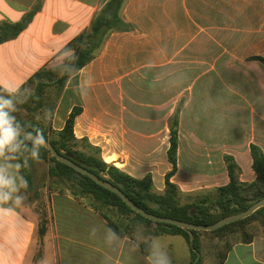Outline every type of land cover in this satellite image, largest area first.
Masks as SVG:
<instances>
[{
  "label": "crops",
  "instance_id": "1",
  "mask_svg": "<svg viewBox=\"0 0 264 264\" xmlns=\"http://www.w3.org/2000/svg\"><path fill=\"white\" fill-rule=\"evenodd\" d=\"M107 1L0 0V24L18 22L39 5L26 29L0 44V89L13 94L35 73L71 59L74 51L62 50L89 31ZM120 15L132 30L110 32L95 57L66 80L59 131L80 107L75 139L135 179L150 175L162 193L172 169L170 121L179 108L177 170L170 180L182 195L227 185L225 155L233 157L240 183L254 181L250 146L264 153V63L251 58H264V0H125ZM15 163L0 160L15 183V191L4 189L10 199L0 202L4 264H46L47 254L48 264H175L169 252L181 240L169 238L161 250L157 242L185 240L182 235L151 237L145 254L71 195L52 198L53 221L40 235L21 203L20 177L8 176L19 173ZM220 264H264V234L233 242Z\"/></svg>",
  "mask_w": 264,
  "mask_h": 264
},
{
  "label": "trees",
  "instance_id": "2",
  "mask_svg": "<svg viewBox=\"0 0 264 264\" xmlns=\"http://www.w3.org/2000/svg\"><path fill=\"white\" fill-rule=\"evenodd\" d=\"M124 2L125 0H108L93 18L89 31L80 34L62 50V52H68L71 49L74 51L71 59L66 60L62 66L63 72L58 80L62 87L69 77L80 71L95 57L97 51L110 32H125L132 30V26L124 22L120 15ZM38 9L39 5H36L18 22L1 23L0 44L16 38L24 29H26ZM251 59L264 63V58L261 56H253ZM42 71L48 70H41L35 73L30 80L41 75L40 73ZM5 111L15 118V126L48 139L60 154H70L74 162L86 167L98 177L108 180L113 185L120 188L135 204L152 214L194 224L209 225L224 217L243 212L253 203L264 199V153L258 146L252 144L250 146L252 169L256 174L254 181L251 183H240L237 180L236 173L238 168L233 157L225 155L224 160L227 166L230 182L225 186L216 188L214 194H206L203 196L197 195L189 203H180L179 197L182 194L170 180L177 170L179 108H177L170 121V146L167 155L168 160L172 165V169L165 176V189L162 193L155 191L150 175H147L143 179H135L117 167L107 164L98 156V151H95L92 148H90L93 150L92 154H86L79 150L73 152L65 150L62 152L57 144L49 139L46 132L40 129L38 124L32 121L23 122L19 120L15 117L14 111L10 108L5 109ZM80 112V107H74L69 113V116L59 134L62 142L73 140L76 145L79 143L74 136V121ZM31 141L32 140L19 136L18 140L13 146H11V148L5 149V152L12 157L13 161L19 163L20 189L22 196L33 191L32 175L28 166V159L33 157L32 153L34 150ZM39 152L40 157H49L50 160L54 162L56 173L58 172V174L65 176L69 180L73 189L72 194L77 200L79 199V195L87 194L92 197L93 203H91V206L102 214L112 230L118 235L125 236L126 233L123 232L119 225L102 211L101 208L115 207L121 214L133 216L134 220L137 222L145 224L154 223L159 230L154 232L153 236L160 234L182 235L189 246L190 264H201L199 256V235L201 233H210L221 236L222 234L235 229L237 226L244 225L251 219H254L257 215H260L262 223L264 224V207L257 209L253 214L243 220L227 224L214 231L205 232L198 230H184L172 225L155 223L133 211L113 192L99 186L92 179L79 174L69 166L58 162L51 156L46 148L40 147ZM24 180L27 181L26 188L23 186ZM45 231L46 228H41L39 231L40 235H43ZM130 237L136 241L145 254L149 253L151 249V239H148L147 242H142L133 236ZM251 239L252 238L249 237L244 241L250 242Z\"/></svg>",
  "mask_w": 264,
  "mask_h": 264
},
{
  "label": "rangeland",
  "instance_id": "3",
  "mask_svg": "<svg viewBox=\"0 0 264 264\" xmlns=\"http://www.w3.org/2000/svg\"><path fill=\"white\" fill-rule=\"evenodd\" d=\"M73 51V49L69 50ZM63 66V65H62ZM55 66L48 71H42L37 77L30 80L24 87L17 92L10 94L0 89V98L4 101H9L10 108L14 111L15 117L23 122H35L39 125L42 131H45L49 136V139L57 144L62 152L65 150L70 151H82L86 154H92L93 150L84 142H79L77 145L73 140L61 141L60 131L58 129L59 121L63 117L61 110L58 109L63 91L65 87H62L59 83V78L62 75L63 67ZM0 160H4L6 163L13 161L12 157L8 153H4L0 156ZM18 164L19 163H15ZM28 166L32 175L33 191L29 194L23 195L21 203L30 208L35 224L38 226V230L41 228H47L53 221V204L52 198H58L56 195H71L72 186L69 180L55 172V164L50 158H42L35 160L33 157L28 159ZM53 169V171H52ZM9 177H18L19 173L15 170L13 173L9 171ZM14 181V180H13ZM15 184V183H14ZM215 191H207L205 193H196L191 195H180L179 200L181 204L191 202L197 195L203 196L206 194H214ZM75 198V197H74ZM79 202L90 206L92 197L84 194L79 195ZM108 216L114 220L123 232L127 236H133L137 240L147 242L148 239L153 237V233L159 230L154 223L145 224L134 220L133 216H127L121 214L115 207L101 208ZM256 231H261L264 234V224L260 215H257L254 219H251L242 226H237L235 229L230 230L224 234L214 235L210 233H201L199 235L200 241V259L201 264H219L225 255L229 246L235 242L246 238H252ZM207 232V231H205ZM244 232V233H243ZM169 238H179L180 243L172 242L170 248V257L174 260L175 264H186L189 256V249L186 241L180 237H160L157 242V246L160 245V250L167 244ZM42 255L37 252V259ZM50 255L47 254L45 260L46 264L50 262ZM190 264V263H189Z\"/></svg>",
  "mask_w": 264,
  "mask_h": 264
},
{
  "label": "water",
  "instance_id": "4",
  "mask_svg": "<svg viewBox=\"0 0 264 264\" xmlns=\"http://www.w3.org/2000/svg\"><path fill=\"white\" fill-rule=\"evenodd\" d=\"M18 130L20 131V136L23 138H26L29 140H32L33 137H38V138L44 139L45 140L44 148H46L50 152L51 156L53 158H55L58 162L69 166L70 168H72L73 170L78 172L79 174L87 176L88 178L92 179L99 186L113 192L114 194L119 196L122 199V201L127 206H129L133 211H135L136 213L140 214L142 217H144V218H146L152 222H155V223H163V224H167V225H172V226H176V227H179L181 229H184V230L214 231V230H217V229H219V228H221L227 224L243 220V219L249 217L251 214H253L257 209L264 207V199H262V200H259L255 203H253L248 209H246L243 212L224 217V218L218 220L217 222H215L213 224H209V225L194 224V223H190V222H186V221H182V220H177V219H173V218H169V217L158 216V215L152 214L150 212H147L146 210H144L143 208H141L140 206L135 204L127 195H125L122 192V190L120 188L113 185L108 180L98 177L96 174L89 171L86 167L79 165L76 162H74L70 154H60L54 148V146L51 144V142L48 139H46V138H44L38 134L32 133L30 131L22 130L20 128H18Z\"/></svg>",
  "mask_w": 264,
  "mask_h": 264
},
{
  "label": "clouds",
  "instance_id": "5",
  "mask_svg": "<svg viewBox=\"0 0 264 264\" xmlns=\"http://www.w3.org/2000/svg\"><path fill=\"white\" fill-rule=\"evenodd\" d=\"M10 106L9 101H4L0 98V156L4 155L6 148H11L20 136V131L18 127L14 126L15 118L10 116L5 108ZM32 144L34 146L33 150V158L35 160L40 159L39 148L45 146V140L38 137H33ZM23 186L27 187V181H23ZM5 188L10 189L11 191H15L14 181L10 178H7L4 175V171L0 168V202L7 201L10 199L9 193L4 191ZM17 202H19V198H17ZM0 211H4V209H0ZM0 264H4V261L0 259ZM160 264H169V262L165 259L160 261Z\"/></svg>",
  "mask_w": 264,
  "mask_h": 264
}]
</instances>
